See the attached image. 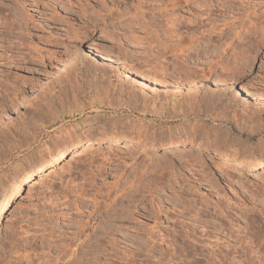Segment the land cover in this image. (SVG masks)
Instances as JSON below:
<instances>
[{
	"label": "rangeland",
	"instance_id": "374dc122",
	"mask_svg": "<svg viewBox=\"0 0 264 264\" xmlns=\"http://www.w3.org/2000/svg\"><path fill=\"white\" fill-rule=\"evenodd\" d=\"M138 1L143 4L0 0V99L7 88L13 100L11 109H0V136L8 142L0 143V188L19 174L17 165L28 169L43 155L64 148L48 178L31 190L26 186L6 207L0 264H17L11 258L15 247L16 255L32 256V264H42L44 256L48 264H224L231 258L233 264H264V242L259 243L264 239V166L253 171L228 167L226 158L216 156L249 163L264 149V127L262 134H250L247 125L242 132L232 121L234 115L252 116L242 106L241 86L264 93V0H190L214 6L207 9L182 0L173 9L153 12L148 0ZM162 11L166 17L196 15L204 22L199 51L198 43L193 49L187 39L183 44L189 55L182 58L189 69L199 70L185 79L200 88L196 97L171 96L172 82L166 88L150 86L152 94L142 91L138 99L129 96L126 91L138 82L113 63L157 79L159 65L171 71L172 58L166 61L151 51L160 48L150 42ZM212 27L215 33L208 38ZM179 66L184 74L186 67ZM205 100L215 102L212 110L205 109ZM9 123L14 125L10 130ZM195 128L194 141L204 148L159 145L177 136L193 139L188 135ZM110 133L134 138L133 147L125 141L94 144L87 155L66 164L71 151H80L87 139ZM96 200L109 207L101 205L94 220L88 214ZM93 221L95 228L85 233L89 237L81 236L72 246L73 256L59 245L60 232H66L65 238L73 235L75 224ZM83 251L90 254L83 258Z\"/></svg>",
	"mask_w": 264,
	"mask_h": 264
},
{
	"label": "bare ground",
	"instance_id": "6f19581e",
	"mask_svg": "<svg viewBox=\"0 0 264 264\" xmlns=\"http://www.w3.org/2000/svg\"><path fill=\"white\" fill-rule=\"evenodd\" d=\"M182 0H171V1H168L167 4L163 3L161 0H148L147 2H145V4L150 7L149 10L151 9L152 12L154 10H156V7L157 9L161 10H164L163 8L166 6H170L171 9L179 6V4L181 3ZM158 2H161L158 4ZM183 2L185 3H190L192 5H195L194 2L190 1V0H183ZM137 4L138 6L141 4H143V2H140L137 0ZM164 6V7H163ZM196 8H203V7H206L207 8H213L214 6L212 4H208V6L206 5H195ZM103 8V7H102ZM141 8V7H139ZM137 9V10H141V9ZM108 10V9H107ZM88 13V12H87ZM139 13H144V12H139ZM163 13V11H162ZM100 14V13H99ZM172 14H174L172 12ZM102 16V15H101ZM159 18L161 20H158V18L156 19V26L158 27V29L156 30V36H155V39H153V41L150 42V44H159L160 43V48L158 49L157 48V51L154 52L155 56H158L159 57H163L164 60L167 61V59L169 58H172L171 60V64L169 62L170 65H171V71L170 69H165L162 65H159V73H160V79H157L156 75H148V74H145V73H142V72H139L135 69H131V68H126L124 65H122L121 63L117 62V61H114L113 63L115 64V66L118 68L119 71L123 72L124 74H130L131 76H134V78L136 79V81L134 82H138L137 84H131V87L126 91L127 94L129 96H135L136 98L139 97V96H144V93L142 91H146V90H149L150 89V86L152 87H155L157 86V84H159L162 88H166L168 87L166 85L167 82H172L173 86L171 85V87L169 88L170 89V93H171V96H179L181 95V93H184L186 96V99H188V97L190 98V96H198V93H199V90L200 88L197 86V84L195 82H192V84L189 83V85L187 84L188 81H186L185 79L186 78H189L191 73H193L194 75H198L199 74V70L198 69H195L192 68L189 69L190 67V63L188 62V60L182 58L183 56H187L189 55L188 50L189 49H193V46L196 45L197 43L199 45H197L195 48L198 49L199 51V46H200V39H203L204 36H203V32L201 29H202V26H204V22L202 20H199V16H196V15H192L190 17H182L178 14H174L172 17H166L165 13L163 14H160ZM155 19V18H153ZM87 25V24H86ZM233 25V24H232ZM92 26V25H91ZM90 26V27H91ZM154 26V27H156ZM96 27V26H95ZM84 28V27H83ZM86 28V27H85ZM163 28V29H162ZM183 28L185 30V32L188 33V36L187 37H184L183 33L180 32V29ZM21 29V28H20ZM19 29V30H20ZM81 29V28H80ZM79 30V29H78ZM182 30V29H181ZM80 31V30H79ZM86 31V30H85ZM74 32V31H73ZM72 33V32H71ZM75 33H77V30L75 31ZM155 33V32H154ZM215 33V30L213 29H210L207 36L208 38H211L210 35L214 34ZM73 34V33H72ZM163 35V37L165 38L164 42L160 41L161 39H159V36L160 35ZM218 37V33L216 34ZM220 35V34H219ZM73 36V35H72ZM158 36V37H157ZM76 37V36H75ZM162 37V38H163ZM185 39H187V41L189 42V49L185 48V46L183 45L184 44V41ZM163 40V39H162ZM170 42L172 41V45H169L167 44V42ZM232 41V40H231ZM22 44V43H21ZM232 45V44H231ZM27 48V47H26ZM156 48V47H155ZM31 49V48H30ZM35 49V48H34ZM38 49V48H37ZM32 50V49H31ZM34 51V50H33ZM38 51V50H37ZM193 51V50H192ZM202 51V50H201ZM29 52V51H27ZM38 52H41L40 50ZM203 54L205 56H208L207 51L206 50H203L202 51ZM31 53V52H30ZM29 53V54H30ZM37 53V52H36ZM43 53V52H41ZM28 54V55H29ZM15 55V54H14ZM16 56V55H15ZM14 56V57H15ZM23 56V55H21ZM25 56V55H24ZM23 56V57H24ZM33 56V55H32ZM99 56L102 58V59H105V60H109V57L107 54L105 53H102V52H99ZM153 56V55H152ZM154 56V57H155ZM17 57V56H16ZM22 57V59H23ZM28 57V56H26ZM20 63V62H19ZM13 65H15V62L13 63ZM25 64V63H24ZM160 64V63H159ZM162 64V63H161ZM184 65L186 67V70L184 71L185 73L184 74H180L182 72H180V66L179 65ZM17 66V65H16ZM170 68V67H169ZM187 68L191 71H187ZM158 69V67H157ZM231 69H233V66L231 67ZM158 72V71H157ZM158 73V74H159ZM12 74V73H11ZM192 74V75H193ZM127 76V75H126ZM187 76V77H186ZM4 78L7 77V81H9L8 77L6 75L3 76ZM13 77V76H12ZM18 77V76H17ZM17 77H14V79L17 81L18 78ZM20 78V77H19ZM133 78V79H134ZM191 78V77H190ZM14 79L13 80V83H14ZM232 79V78H231ZM20 80V79H19ZM172 80V81H171ZM185 80V81H183ZM188 80V79H187ZM1 81V80H0ZM3 81H5L3 79ZM10 82V81H9ZM190 82V81H189ZM7 83V82H6ZM18 84V82H16ZM16 84V85H17ZM3 85V84H2ZM5 85V84H4ZM15 85V84H14ZM13 85V86H14ZM137 85V86H136ZM20 86V85H19ZM3 87V86H2ZM6 88V87H5ZM4 88V89H5ZM16 88H19V87H16ZM1 89V88H0ZM19 90V89H18ZM9 90L6 88L5 90H3L2 92L3 93H7V94H4V99L3 97L0 99V109H6V110H9L13 107V105L11 104L12 103V99L10 98L8 92ZM150 91V90H149ZM240 93L244 95V101L242 103V106L243 108H250V112H251V117L250 115H240L239 117L234 115L232 116V121L235 125V127L237 129H239L240 131L242 130H245L246 128L244 126H248L249 127V130L250 131V134L252 132H256V133H259V134H262V127H264V93L260 92V91H253V90H249V89H246L244 86H241L240 87ZM149 94H152V90L150 91ZM3 95V94H2ZM1 95V96H2ZM155 95V94H154ZM183 95V94H182ZM181 95V96H182ZM127 96V95H126ZM151 96V95H149ZM156 96V95H155ZM131 98V97H130ZM134 98V99H136ZM149 98V97H148ZM248 98L252 99L254 102L249 105V102H248ZM138 99V98H137ZM131 100V99H130ZM201 102V100H200ZM203 103V102H202ZM205 105V109L208 110V108H210L212 110L213 106L215 104V102H211L210 100H205L204 101ZM125 105V104H124ZM127 105V104H126ZM198 105V104H197ZM128 106V105H127ZM199 106L201 105H198L197 108H200ZM203 106V104H202ZM201 106V107H202ZM130 107V106H129ZM203 108V107H202ZM196 109V108H195ZM204 109V108H203ZM3 110V111H4ZM208 114H210L211 111H207ZM252 120V122H251ZM211 121L212 122H216V118L215 117H212L211 118ZM250 122H251V125H252V130H250ZM14 125L13 123H9L8 126H7V129L10 130L9 128H13ZM195 127V126H194ZM193 127V128H194ZM264 129V128H263ZM7 130V131H8ZM195 131H196V128L195 130L193 129L192 130V133L190 132V135L188 136H193V139H189V140H185V139H181V138H178V136L175 138V139H171L169 141H166L165 143H159V145L161 144L162 146H165V147H182L183 146H189L188 148L184 147V149H187V150H192L191 148L192 147H198V148H202L203 146L200 145L199 143L195 142L194 141V137H195ZM224 131V130H223ZM198 132V131H197ZM222 132V131H221ZM225 132V131H224ZM243 132V131H242ZM4 134V133H3ZM2 134V135H3ZM7 134V133H6ZM189 134V133H188ZM222 134V133H221ZM226 134V133H225ZM227 136V135H226ZM245 136V135H244ZM221 137H225L224 134L223 136ZM262 139L264 138V136L262 135L261 136ZM184 138V137H183ZM222 138V139H223ZM1 136H0V143L1 145L2 144H6L8 142L4 141L3 139L1 140ZM5 139V137H4ZM134 139V138H133ZM133 139H130L129 137L127 136H122V135H119L118 133H110V134H106V135H103L102 137H95V138H92V139H87L86 140V143L83 145V147H81L82 149L79 150H74V151H71V153L69 154V159L68 161L66 162V164H70V162H75L79 159H81L83 156L87 155L88 154V150L91 148V146H93L94 144H98V143H118L120 141H125L126 142V146L127 148L128 147H133ZM143 139V138H142ZM6 140V139H5ZM264 140V139H263ZM4 141V142H2ZM143 141V140H142ZM154 141V140H153ZM151 142L150 143V148H154V146H156V144H154L155 142ZM219 141V140H218ZM231 141V140H230ZM233 141V140H232ZM137 143L139 144H143V143H140L139 140L136 141ZM220 142H223L221 141L220 139ZM215 144V143H214ZM216 144H217V140H216ZM232 144V143H231ZM239 146V145H238ZM204 148V147H203ZM64 148H60L59 150H54L52 152H49L48 154L46 155H43L42 158H41V161L40 162H35V163H32L28 169H24L22 168L21 166L17 165L16 167V170L17 172H19L18 175H16L15 177H13L12 179L8 180L6 183H4L3 185H1V188H0V221L2 220L4 214H5V210H6V207L8 206V204H10V202L12 201V199H14L22 190H25V187L27 186V189L28 190H31L35 185H37L39 182H43L44 179H47L49 174H51V168L54 167L55 164H57L59 161H61L62 157H63V154H64ZM219 151V150H218ZM93 152V151H92ZM91 152V153H92ZM98 151H94L93 153H97ZM192 152V151H190ZM92 153V154H93ZM262 155H260L259 157H255L251 162L247 163L246 161H242L240 159H231L229 160L227 155L225 154H222V153H219V155H216V156H221L219 158H226L227 161H226V166L228 167H242V168H245V169H249L248 171H253V170H258L260 169L262 166H264V149L262 150ZM213 156V155H211ZM188 162V161H186ZM39 163V165H38ZM23 169V170H22ZM21 171V172H20ZM45 181V180H44ZM101 205H104L106 208L109 207V205L105 204L104 201H95V206H94V210L91 211L88 215L89 217L93 214L92 218L91 219H94L96 220L97 218H94V216L99 215L98 211L102 208ZM107 211V210H106ZM130 212V211H129ZM117 213V212H116ZM131 213V212H130ZM129 214V213H128ZM125 215V214H124ZM116 216V215H115ZM130 216V214H129ZM127 217V216H126ZM131 217V216H130ZM129 217V218H130ZM118 218V217H117ZM90 219V221H91ZM126 219V218H125ZM131 219V218H130ZM129 219V220H130ZM133 219V218H132ZM131 219V220H132ZM78 222V221H77ZM80 222V221H79ZM96 221H93V222H84L83 224H75V227L74 228V233L73 235H69L67 237L64 238V236H66V232H60L59 235H58V238H61L60 236L62 235V238H61V241L63 240V242L59 243V245L63 248V249H70L71 250V256H73L75 254V250L74 249H71L72 246L75 244L76 241H79L80 242V239H81V236H88L86 233V231H90V229H93L95 227H93V225L95 224ZM69 228V227H67ZM71 228V227H70ZM97 228V226H96ZM99 228V227H98ZM102 230H105L108 229V227H101ZM109 228H110V225H109ZM52 231V230H51ZM54 231V230H53ZM52 231V232H53ZM93 231V230H92ZM51 234V232H50ZM51 237H53V235H51ZM89 237V236H88ZM57 238V237H56ZM53 239V238H51ZM57 239H55V242H56ZM86 240V239H85ZM104 239H102L103 241ZM83 241V240H82ZM81 241V242H82ZM99 241V240H98ZM102 241H100V245L102 244ZM86 242V241H85ZM260 242H264V239H261L259 241ZM58 245V244H57ZM18 246V245H17ZM90 247L89 246V243L87 242L86 243V246L85 247ZM23 247V246H22ZM27 247V246H26ZM31 247V246H30ZM84 247V248H85ZM93 247V246H92ZM105 248V247H104ZM16 249V250H15ZM15 251L12 252V256L11 258L16 260L17 264L18 262H20L22 264V259H25V261L28 263V264H32V263H35L33 262L34 261V258L29 257L27 255H16L17 254V250L19 249L15 247ZM25 249V248H24ZM89 249V248H88ZM92 249V248H91ZM31 250V249H30ZM33 250V249H32ZM59 250V249H58ZM61 250V249H60ZM83 250V249H82ZM108 250V249H107ZM106 249H102V254L103 255H108V256H112L113 253L107 251ZM19 251V250H18ZM89 251V250H88ZM93 251V250H91ZM83 255H80V256H86L87 254H90V253H87V251H83ZM195 252V251H194ZM254 252V250H253ZM260 252V250L258 251ZM24 253V252H23ZM58 253V257L60 256V258L57 257V259H62L61 258V252H57ZM61 253V254H59ZM82 253V252H81ZM257 253V252H255ZM258 254V253H257ZM256 254V255H257ZM64 255V254H63ZM255 255V254H254ZM36 256V254H35ZM38 256V255H37ZM48 256V255H47ZM80 256L78 257V259L80 258ZM77 257V256H76ZM212 257L211 256V260H212ZM258 257V255H257ZM40 258V257H38ZM37 258V259H38ZM47 258V257H46ZM84 258V257H83ZM42 259V258H40ZM56 259V260H57ZM49 260V258H48ZM36 261H40V260H36ZM59 261V260H57ZM210 261V260H209ZM214 261V260H213ZM15 262V263H16ZM25 262V263H26ZM41 262V261H40ZM50 261H45V256L44 258L42 259V264H45V263H49ZM208 262V261H207ZM215 262L217 263V261L215 260ZM226 262V261H225ZM224 262V264H225ZM234 262V258H231L228 262H226V264H233ZM2 263V262H1ZM26 263V264H27ZM214 263V262H213ZM40 264V263H38ZM51 264V263H50ZM208 264V263H207ZM210 264V262H209ZM212 264V263H211ZM239 264V263H238ZM261 264V263H260Z\"/></svg>",
	"mask_w": 264,
	"mask_h": 264
}]
</instances>
